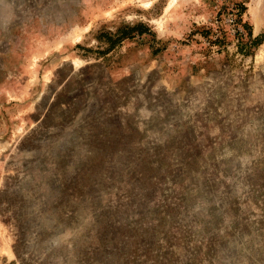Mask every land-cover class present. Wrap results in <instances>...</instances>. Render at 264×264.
I'll return each instance as SVG.
<instances>
[{"label": "rangeland", "instance_id": "obj_1", "mask_svg": "<svg viewBox=\"0 0 264 264\" xmlns=\"http://www.w3.org/2000/svg\"><path fill=\"white\" fill-rule=\"evenodd\" d=\"M0 264H264V0H0Z\"/></svg>", "mask_w": 264, "mask_h": 264}, {"label": "trees", "instance_id": "obj_2", "mask_svg": "<svg viewBox=\"0 0 264 264\" xmlns=\"http://www.w3.org/2000/svg\"><path fill=\"white\" fill-rule=\"evenodd\" d=\"M239 9L238 11L240 13H243L245 11V5H238ZM149 30V28L143 24H140L138 26H133L130 27L127 31H119L118 33H116L114 36H110L109 34H104L105 37H107V41L111 42V44H115L118 41H122L123 38L135 33H139V34H143L144 32H147ZM256 42V44L260 43V39H255L253 40V43ZM242 49V46H241Z\"/></svg>", "mask_w": 264, "mask_h": 264}]
</instances>
